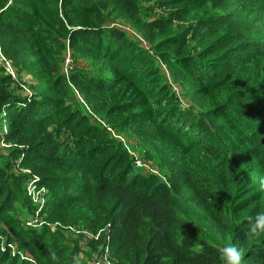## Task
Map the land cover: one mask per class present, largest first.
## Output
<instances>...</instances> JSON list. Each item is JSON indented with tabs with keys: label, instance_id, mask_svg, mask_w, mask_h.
Returning <instances> with one entry per match:
<instances>
[{
	"label": "trees",
	"instance_id": "1",
	"mask_svg": "<svg viewBox=\"0 0 264 264\" xmlns=\"http://www.w3.org/2000/svg\"><path fill=\"white\" fill-rule=\"evenodd\" d=\"M159 4L168 14L149 20L140 0H0L1 53L40 82L19 95L0 64V264H86L60 230L27 225L29 183L51 192L56 220L80 216L113 264H224L227 244L264 264V233L247 219L264 210V0ZM115 13L149 49L112 26ZM68 49L98 73L66 74ZM160 62L199 114L182 109ZM101 119L142 130L167 182L138 172Z\"/></svg>",
	"mask_w": 264,
	"mask_h": 264
},
{
	"label": "rangeland",
	"instance_id": "2",
	"mask_svg": "<svg viewBox=\"0 0 264 264\" xmlns=\"http://www.w3.org/2000/svg\"><path fill=\"white\" fill-rule=\"evenodd\" d=\"M161 0H140L142 6L143 16L149 20L166 16L170 9L162 7L159 2ZM115 22H112V26H115L124 31L126 36L138 42L144 49H149V42L142 36L138 31L134 22L128 18L115 13ZM77 54L68 49L66 53V59L63 62V71L68 74L74 69L85 70L89 73H98V69L91 65V59L76 57ZM3 60L0 58V64ZM160 67L162 68V81L172 85L173 91L178 94L181 100L182 109L188 111L189 114L195 113L199 114L200 109L196 102L189 96V90L185 87L180 86L177 82H174L172 78L171 70L165 63L160 62ZM15 89L17 94L24 97L36 92V87L40 85L39 80L34 78L31 74L25 71H18L14 68ZM79 99V104L82 108V97L76 92ZM88 109V108H87ZM90 112V110L88 109ZM91 113V112H90ZM100 120L99 118H97ZM107 130L110 132L111 137L120 141L124 147L127 149L129 155L133 157V164L138 172L144 175L155 176L160 182H167V170L165 165L162 163V158L155 150V148L145 141V133L141 130L136 132L134 129H126L124 131H119L112 128L107 122L101 119ZM66 137V134H63ZM6 145L1 144V147ZM5 149V148H4ZM23 173H28V169L21 170ZM30 184V183H29ZM26 185L25 192L27 195V200L33 205L32 209L25 208L18 203V208L23 211V216L27 225L35 228L37 231H43V229H48L52 233H56L60 230V233L64 235V241L62 244L67 248L75 246V243L79 244L81 253L79 259L85 261L86 264H96L99 261V255L97 253V241L99 240L98 234L91 233L88 229L83 228L82 218L80 216L74 217L73 223H63L60 220H56V214L50 215L53 206L49 204L51 192L49 190L42 189L41 187ZM66 217V216H65ZM77 246V245H76ZM13 253L15 254V249ZM92 257V258H88ZM25 258V256L21 257ZM83 258V259H82ZM32 264H39L35 260L29 257ZM89 259V260H88ZM35 263H34V262ZM103 264V262H102Z\"/></svg>",
	"mask_w": 264,
	"mask_h": 264
},
{
	"label": "clouds",
	"instance_id": "3",
	"mask_svg": "<svg viewBox=\"0 0 264 264\" xmlns=\"http://www.w3.org/2000/svg\"><path fill=\"white\" fill-rule=\"evenodd\" d=\"M260 184L264 188V180H261ZM247 219L254 235L264 233V210L258 211L254 216H250ZM220 255L224 264H242L243 251L236 245L227 244L223 246L220 250Z\"/></svg>",
	"mask_w": 264,
	"mask_h": 264
},
{
	"label": "built area",
	"instance_id": "4",
	"mask_svg": "<svg viewBox=\"0 0 264 264\" xmlns=\"http://www.w3.org/2000/svg\"><path fill=\"white\" fill-rule=\"evenodd\" d=\"M0 58H1V60H3L2 64L4 65L6 71L9 74H11L12 77H14V67H13L12 63L2 55L1 50H0ZM29 185L32 186L33 184L30 183ZM41 188L45 189L44 187H41ZM102 262H103V264H113L112 261H111V258H110V252H109L108 248H106L104 250V252H102L99 255V261H97L96 264H102Z\"/></svg>",
	"mask_w": 264,
	"mask_h": 264
}]
</instances>
